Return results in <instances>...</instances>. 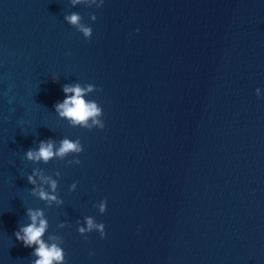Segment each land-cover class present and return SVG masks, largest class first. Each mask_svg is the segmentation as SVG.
<instances>
[{
	"label": "water",
	"instance_id": "water-1",
	"mask_svg": "<svg viewBox=\"0 0 264 264\" xmlns=\"http://www.w3.org/2000/svg\"><path fill=\"white\" fill-rule=\"evenodd\" d=\"M77 82L99 89L86 99L103 129L56 113ZM64 137L82 163L27 160ZM36 167L62 205L31 194ZM27 208L45 210L66 264H264V0H0V264L35 259L14 234ZM87 216L106 237L78 231Z\"/></svg>",
	"mask_w": 264,
	"mask_h": 264
},
{
	"label": "clouds",
	"instance_id": "clouds-1",
	"mask_svg": "<svg viewBox=\"0 0 264 264\" xmlns=\"http://www.w3.org/2000/svg\"><path fill=\"white\" fill-rule=\"evenodd\" d=\"M71 4H83L87 7H91L93 4L97 8L104 4V0H71ZM91 20L97 19L94 13L90 14ZM65 21L71 26H74L79 32L83 34L86 39H91L93 35V28L83 22V17L78 12H71L64 16ZM136 31H139L137 29ZM55 81H59V78H53ZM63 92L66 94V98L60 102L57 101L54 104L56 113L62 119H66L70 126L82 127L88 130L93 128L103 129L105 122L102 119L103 108L95 100L86 99V97L99 89L94 84L88 83L82 86L79 82L74 84H64L62 86ZM257 95H261V90L256 89ZM84 151V146L79 138L73 140L68 137H64L58 143L52 138L46 140H40L38 148H30L26 151V158L29 161L39 163L43 161L48 163L53 159L64 160L69 155L75 154L72 160H68L67 163L80 164L82 161L79 159L80 153ZM62 173L56 171L55 176L60 177ZM27 182L33 187L30 189L33 196L45 201L48 206L53 204L62 205L63 199L59 196L58 192V179L52 175L46 174L45 171L39 167L32 170V173L27 176ZM78 182H74L70 191L76 189ZM99 211L104 213L107 210V198L98 204ZM26 216L30 219V223L22 224L19 229L14 233L17 240L23 242L25 247L31 248L35 246L32 256L35 259L32 264H66V253L61 246L64 243L63 237L53 233L48 235L45 239L50 225L49 220L46 217L45 210L42 208H27ZM86 226H80L78 231L81 234L89 233L93 230H98L101 237H106L104 223H98L94 221L92 216L85 217ZM66 226V222L58 225L59 228ZM87 238V237H86Z\"/></svg>",
	"mask_w": 264,
	"mask_h": 264
}]
</instances>
